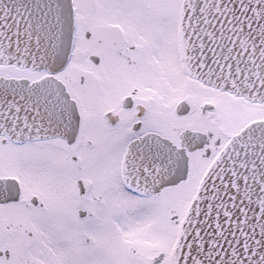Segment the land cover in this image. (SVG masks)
<instances>
[{
	"label": "snow or ice",
	"instance_id": "obj_1",
	"mask_svg": "<svg viewBox=\"0 0 264 264\" xmlns=\"http://www.w3.org/2000/svg\"><path fill=\"white\" fill-rule=\"evenodd\" d=\"M0 264H264V0H0Z\"/></svg>",
	"mask_w": 264,
	"mask_h": 264
}]
</instances>
